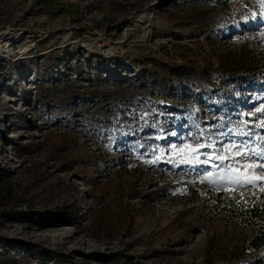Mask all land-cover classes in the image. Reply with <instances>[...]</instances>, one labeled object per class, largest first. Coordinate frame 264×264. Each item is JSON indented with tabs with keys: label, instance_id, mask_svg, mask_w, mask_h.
<instances>
[{
	"label": "rangeland",
	"instance_id": "obj_1",
	"mask_svg": "<svg viewBox=\"0 0 264 264\" xmlns=\"http://www.w3.org/2000/svg\"><path fill=\"white\" fill-rule=\"evenodd\" d=\"M6 31L0 258L264 264V0H0Z\"/></svg>",
	"mask_w": 264,
	"mask_h": 264
},
{
	"label": "trees",
	"instance_id": "obj_2",
	"mask_svg": "<svg viewBox=\"0 0 264 264\" xmlns=\"http://www.w3.org/2000/svg\"><path fill=\"white\" fill-rule=\"evenodd\" d=\"M246 214V218L253 221H258L260 223H264V207H260L257 205L248 207L246 210ZM250 246L253 248H260L264 246V225L261 229H259L256 236L251 239ZM19 257L20 256L6 251L3 254V257L0 258V264H26V259L24 260L23 258ZM37 264L40 263L37 262ZM249 264H263V262L261 260L254 259L250 261Z\"/></svg>",
	"mask_w": 264,
	"mask_h": 264
},
{
	"label": "bare ground",
	"instance_id": "obj_3",
	"mask_svg": "<svg viewBox=\"0 0 264 264\" xmlns=\"http://www.w3.org/2000/svg\"><path fill=\"white\" fill-rule=\"evenodd\" d=\"M153 17V16H152ZM151 16H149V19L147 22L151 21ZM19 36V32H12V31H6L0 34V51L2 53H8L6 50V46L9 47L11 44V41L13 39H16ZM133 42L138 43L141 42V40H134ZM4 43L5 46H3L2 44Z\"/></svg>",
	"mask_w": 264,
	"mask_h": 264
}]
</instances>
